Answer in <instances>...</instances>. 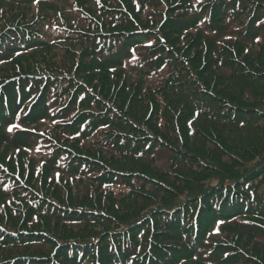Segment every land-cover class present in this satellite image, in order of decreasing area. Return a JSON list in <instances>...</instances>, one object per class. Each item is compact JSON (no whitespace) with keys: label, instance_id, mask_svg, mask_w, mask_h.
Here are the masks:
<instances>
[{"label":"trees","instance_id":"obj_1","mask_svg":"<svg viewBox=\"0 0 264 264\" xmlns=\"http://www.w3.org/2000/svg\"><path fill=\"white\" fill-rule=\"evenodd\" d=\"M86 1L0 0V72L64 53L4 88L0 145L65 189L0 264H264V0Z\"/></svg>","mask_w":264,"mask_h":264},{"label":"rangeland","instance_id":"obj_2","mask_svg":"<svg viewBox=\"0 0 264 264\" xmlns=\"http://www.w3.org/2000/svg\"><path fill=\"white\" fill-rule=\"evenodd\" d=\"M73 1L75 0H69L71 3ZM91 1L92 0H88L86 2ZM34 5L35 4L32 3L31 6L24 8V11L33 9ZM72 5L75 7V3ZM103 11L109 14H114L113 12L115 11L119 12V10L108 11L106 9ZM21 23L24 24L25 21ZM96 33H98L97 30ZM96 38H99V40L105 39L99 34L96 36H90L84 34L82 31H77L75 34L71 35V39H77L79 43L84 41L85 44L90 41H96ZM56 44L58 47L63 46L62 43ZM148 44H150L149 41H144L142 43V45ZM48 50L52 51L53 49L49 48ZM34 51L38 50L32 46L24 45L22 46V49L19 53H11L8 58H5V60L10 61V64L3 66V72H0V84L4 80V83L0 85V100H4V88L8 85H14V83H16V81H13V79L20 81V76L24 75H27L29 79L40 77L46 70L45 65L51 61L57 62V59L61 58V56L64 54L57 51V54L50 56V60L45 58L40 61V56L42 53L38 56L37 53H33L29 63H25L23 61L21 64L24 66L18 65L17 62L20 60L22 55ZM55 56L57 58H55ZM35 57L38 58L39 61H35ZM41 63L42 66L39 68V74H35V70L38 69V65ZM3 76H15V78H9L5 81ZM39 79H44V77H40ZM50 80L53 81L55 78ZM15 124L18 125L19 122ZM17 127L19 126L4 127V125L0 122V133L4 134L7 132H12L13 130H16ZM10 128L11 131H9ZM29 136V138L32 137L31 135ZM26 140L27 144L30 145L31 143L29 142L31 141L29 139ZM34 148H36V146ZM29 155L30 153L26 150H23L21 154H19L17 150H14L8 145H0V259L13 256L16 253L21 252L24 254L29 251L33 254L41 253L43 247L36 246L34 243L35 240H33L35 236L28 234L25 230L35 227L36 221L39 220L40 215L45 217V225H47L53 221L54 216H58L57 218H60L58 213L63 212L60 210L62 206H58L60 204H58V200H56L54 194L56 189L58 192L56 195L62 196L63 193H65L64 186L59 184L57 182L58 180H55L54 183L51 182L53 179L52 175L54 179H58L62 174L56 171L54 174L44 173L45 177H41L40 169H42V167L35 166L33 169H30L28 163L25 166L20 164V161ZM37 188L41 189L42 192L37 191ZM34 190L40 197L36 196V194H32L31 191ZM64 218V222L67 225H79L82 229L83 227H85V229L92 227L89 222L83 221L81 219L71 218L68 216H65ZM98 218L99 216L96 215L91 217L89 220H96L100 222L101 220L99 221ZM77 220L82 221L81 224H79ZM97 226H99L98 223ZM31 230L36 231L34 228ZM93 257L96 258V262L89 258H80V256L77 259L72 257H59L57 260L59 261V264H96L98 261L99 263H105L104 260L102 261L97 256L94 255ZM11 264H15V262ZM179 264L203 263L201 261H185Z\"/></svg>","mask_w":264,"mask_h":264},{"label":"snow or ice","instance_id":"obj_3","mask_svg":"<svg viewBox=\"0 0 264 264\" xmlns=\"http://www.w3.org/2000/svg\"><path fill=\"white\" fill-rule=\"evenodd\" d=\"M9 131H11V128L9 129Z\"/></svg>","mask_w":264,"mask_h":264}]
</instances>
